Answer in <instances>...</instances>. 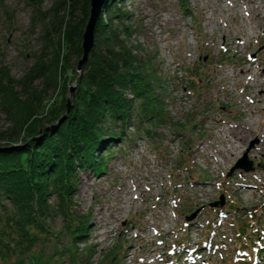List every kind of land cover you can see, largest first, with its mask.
Listing matches in <instances>:
<instances>
[{
	"label": "rangeland",
	"instance_id": "obj_1",
	"mask_svg": "<svg viewBox=\"0 0 264 264\" xmlns=\"http://www.w3.org/2000/svg\"><path fill=\"white\" fill-rule=\"evenodd\" d=\"M37 1L34 18L31 0H0V73L12 77L5 103L14 106L10 113L0 104V145L25 140L31 112L28 120L46 128L59 121L52 112L66 105L67 115L83 73L81 57L60 49L57 35L41 56L53 17L69 8L47 14L60 0ZM121 7L142 73L150 69L151 83L154 74L161 78L154 85L167 120L129 128L112 141V153L105 147L102 172H81L74 207L87 215L89 230L75 246L67 236L54 241L77 257L59 260L55 252L53 264H264V113L257 102L264 98V0H125ZM39 58L54 60L51 72L27 84ZM228 127L241 131L235 156L221 136ZM61 226L56 218L51 230Z\"/></svg>",
	"mask_w": 264,
	"mask_h": 264
},
{
	"label": "trees",
	"instance_id": "obj_2",
	"mask_svg": "<svg viewBox=\"0 0 264 264\" xmlns=\"http://www.w3.org/2000/svg\"><path fill=\"white\" fill-rule=\"evenodd\" d=\"M124 1L108 0L106 10L100 14L94 49L82 66L71 111L66 115L64 105L61 112H52L59 121L50 128L37 127L36 117L30 122L28 119L34 115L31 112L28 123L23 124L25 140L19 143L17 137H10L7 144L0 145V264H53L55 252L59 260L64 257L76 260L71 247L59 251L54 241L67 236L75 246L78 240L86 238L89 219L87 215H79L74 207L81 172L92 169L102 172L107 159L103 154L105 147L111 150L112 141L123 138L129 128L140 131L142 124L152 118L155 122L167 120L154 85L161 78L154 74L155 81L151 83L150 69L146 68L149 73H142L140 60L127 43L132 31L130 25H124L129 15L121 7ZM31 2L37 12L34 18H38L40 3ZM63 5L68 6V12L58 15V20L53 17L52 27L48 28L53 35L41 53L44 58L45 49L52 50L56 45L53 39L56 35L60 49L73 48L82 58L91 0H60L47 14ZM61 53L62 50L58 51L57 57ZM45 60L39 58L30 68L25 78L27 84L51 72L54 60ZM11 80L8 72L0 73V104L10 113L14 106L6 104L5 97ZM41 107L46 106L41 103ZM111 123L116 126L108 128ZM56 218L62 222L58 232L51 230ZM46 246L55 251L47 252Z\"/></svg>",
	"mask_w": 264,
	"mask_h": 264
},
{
	"label": "water",
	"instance_id": "obj_3",
	"mask_svg": "<svg viewBox=\"0 0 264 264\" xmlns=\"http://www.w3.org/2000/svg\"><path fill=\"white\" fill-rule=\"evenodd\" d=\"M108 0H91V13L89 20L86 24V28L83 33V57L78 62V69H82L83 64L88 60L90 51L95 45V29L100 14L105 7ZM236 168H243L245 171H251L254 169L252 163L250 165H243L241 163L236 165Z\"/></svg>",
	"mask_w": 264,
	"mask_h": 264
},
{
	"label": "bare ground",
	"instance_id": "obj_4",
	"mask_svg": "<svg viewBox=\"0 0 264 264\" xmlns=\"http://www.w3.org/2000/svg\"><path fill=\"white\" fill-rule=\"evenodd\" d=\"M245 73H248V70H246ZM249 79L252 80L254 78H249ZM257 102L259 104H261V107H262L263 113H264V98H258ZM257 114L259 116V119H255V121H253L252 123L258 125L260 123V120H261L260 119L261 115L259 113H257ZM262 118H263V128L261 130L262 139L259 141V143H261L263 141V144H264V116ZM221 132H222L221 136L224 137V139L228 142V144H230L226 150L230 154V156H235L236 154L240 153V150L242 147L237 144V141H239L241 139L240 136H238L239 134H241V131H239L238 135H237L232 130V128L228 127V128L222 129ZM224 162H227V158H224ZM111 218L114 219V215H112Z\"/></svg>",
	"mask_w": 264,
	"mask_h": 264
}]
</instances>
